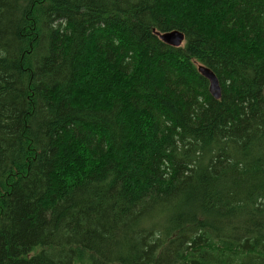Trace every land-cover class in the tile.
<instances>
[{
    "label": "trees",
    "instance_id": "16d2710c",
    "mask_svg": "<svg viewBox=\"0 0 264 264\" xmlns=\"http://www.w3.org/2000/svg\"><path fill=\"white\" fill-rule=\"evenodd\" d=\"M0 264H264V0H0Z\"/></svg>",
    "mask_w": 264,
    "mask_h": 264
},
{
    "label": "water",
    "instance_id": "95a60500",
    "mask_svg": "<svg viewBox=\"0 0 264 264\" xmlns=\"http://www.w3.org/2000/svg\"><path fill=\"white\" fill-rule=\"evenodd\" d=\"M159 36L165 43L171 46H180L184 41L183 32L177 29L161 33ZM198 71L208 80V90L210 94L216 99L219 98L221 95L220 84L214 72L202 64L198 65Z\"/></svg>",
    "mask_w": 264,
    "mask_h": 264
},
{
    "label": "rangeland",
    "instance_id": "374dc122",
    "mask_svg": "<svg viewBox=\"0 0 264 264\" xmlns=\"http://www.w3.org/2000/svg\"><path fill=\"white\" fill-rule=\"evenodd\" d=\"M183 43H184V41L182 42V44H183ZM182 44H181V45H182Z\"/></svg>",
    "mask_w": 264,
    "mask_h": 264
}]
</instances>
